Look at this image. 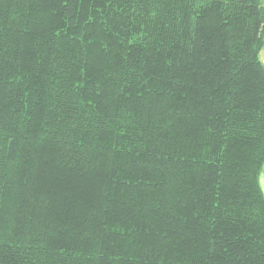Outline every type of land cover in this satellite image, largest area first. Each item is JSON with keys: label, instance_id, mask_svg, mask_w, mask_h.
Masks as SVG:
<instances>
[{"label": "trees", "instance_id": "trees-1", "mask_svg": "<svg viewBox=\"0 0 264 264\" xmlns=\"http://www.w3.org/2000/svg\"><path fill=\"white\" fill-rule=\"evenodd\" d=\"M264 0H0V264H264Z\"/></svg>", "mask_w": 264, "mask_h": 264}, {"label": "crops", "instance_id": "crops-1", "mask_svg": "<svg viewBox=\"0 0 264 264\" xmlns=\"http://www.w3.org/2000/svg\"><path fill=\"white\" fill-rule=\"evenodd\" d=\"M259 184H260V188H261L262 194L264 196V165H263L262 172H261V175H260V178H259Z\"/></svg>", "mask_w": 264, "mask_h": 264}, {"label": "rangeland", "instance_id": "rangeland-1", "mask_svg": "<svg viewBox=\"0 0 264 264\" xmlns=\"http://www.w3.org/2000/svg\"><path fill=\"white\" fill-rule=\"evenodd\" d=\"M260 61H261L262 65H263V67H264V49H263V51L260 53Z\"/></svg>", "mask_w": 264, "mask_h": 264}]
</instances>
